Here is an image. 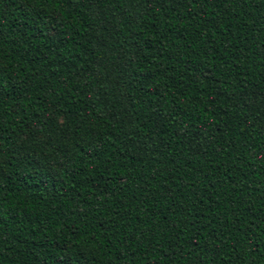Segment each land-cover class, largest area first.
<instances>
[{
  "label": "trees",
  "instance_id": "trees-1",
  "mask_svg": "<svg viewBox=\"0 0 264 264\" xmlns=\"http://www.w3.org/2000/svg\"><path fill=\"white\" fill-rule=\"evenodd\" d=\"M0 264H264V0H0Z\"/></svg>",
  "mask_w": 264,
  "mask_h": 264
}]
</instances>
